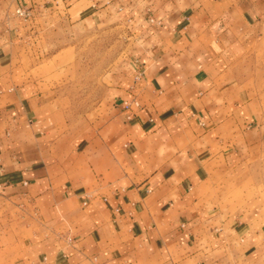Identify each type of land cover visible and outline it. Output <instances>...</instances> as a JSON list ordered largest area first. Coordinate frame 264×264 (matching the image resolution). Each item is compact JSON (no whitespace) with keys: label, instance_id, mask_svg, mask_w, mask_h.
I'll list each match as a JSON object with an SVG mask.
<instances>
[{"label":"crops","instance_id":"obj_1","mask_svg":"<svg viewBox=\"0 0 264 264\" xmlns=\"http://www.w3.org/2000/svg\"><path fill=\"white\" fill-rule=\"evenodd\" d=\"M54 20L121 33L87 127L32 73ZM261 165L264 0H0V264H264Z\"/></svg>","mask_w":264,"mask_h":264},{"label":"rangeland","instance_id":"obj_2","mask_svg":"<svg viewBox=\"0 0 264 264\" xmlns=\"http://www.w3.org/2000/svg\"><path fill=\"white\" fill-rule=\"evenodd\" d=\"M48 41L56 43L36 57L33 65L34 75L45 77L42 87L46 92L59 98V104L68 109L67 114L85 127L94 120L89 112L93 103L98 101L107 84V75L112 61L123 51L121 33L112 28L105 31H74L67 26L65 31H56L54 20ZM28 48V47H27ZM39 53V50H38ZM39 61V62H38ZM115 66V65H114ZM113 66V67H114ZM98 112L97 117H101ZM260 168L264 170V165ZM257 167V173L242 178L240 202H255L264 211V172ZM256 170V171H257Z\"/></svg>","mask_w":264,"mask_h":264},{"label":"built area","instance_id":"obj_3","mask_svg":"<svg viewBox=\"0 0 264 264\" xmlns=\"http://www.w3.org/2000/svg\"><path fill=\"white\" fill-rule=\"evenodd\" d=\"M17 15H19L20 17H22V18H24V19H26V20H28V19L31 18V13H30V11H28V10H26V9H24V10H22V9L17 10ZM138 78H139V77H137V79H138ZM136 105H138V104L136 103ZM130 107H131V104H130V103H125V104H124V108H125L126 110H130Z\"/></svg>","mask_w":264,"mask_h":264}]
</instances>
